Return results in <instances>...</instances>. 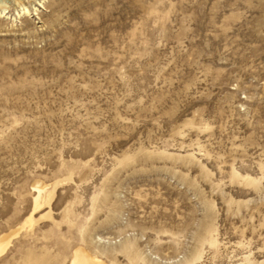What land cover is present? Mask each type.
Instances as JSON below:
<instances>
[{"label":"rangeland","instance_id":"1","mask_svg":"<svg viewBox=\"0 0 264 264\" xmlns=\"http://www.w3.org/2000/svg\"><path fill=\"white\" fill-rule=\"evenodd\" d=\"M24 1L0 0V234L54 192L0 264H264V0Z\"/></svg>","mask_w":264,"mask_h":264},{"label":"bare ground","instance_id":"2","mask_svg":"<svg viewBox=\"0 0 264 264\" xmlns=\"http://www.w3.org/2000/svg\"><path fill=\"white\" fill-rule=\"evenodd\" d=\"M15 3L18 5L19 9L18 13L21 15H26L29 14L30 12V8L29 5L24 1V0H14ZM39 3H43L41 2V0H38ZM34 6H36V4H34ZM0 7H1V14H3V12L5 13L8 5L6 2L4 3H0ZM37 10V9H35ZM3 11V12H2ZM39 180V179H37ZM40 182V180H39ZM46 184H42L40 182V184H36L34 182L33 187L34 189L37 191V193L34 195V207L33 210L31 212H29V214L26 216V218H24V221L21 222L22 224L15 229L12 233L10 234H6L4 233L3 235L0 234V254L4 251L5 249L8 247L9 243H11V235H18L21 233L22 230L23 233H27L28 231H31L34 227L35 224H37V218L35 216V213L40 210L44 205H50V202L52 200L51 197L54 190L53 189H48L45 187ZM46 213L48 212H44L41 214V216H45L47 215ZM39 216V215H38ZM39 218V217H38ZM40 220V219H39ZM19 225V224H18ZM14 228H11V230H13ZM9 232V231H7ZM15 238V237H14ZM3 252V253H4ZM2 253V254H3ZM70 264H106L102 259H100L98 256H96L95 254H92L89 250H87L84 247H78L74 250L73 252V257L70 261Z\"/></svg>","mask_w":264,"mask_h":264},{"label":"built area","instance_id":"3","mask_svg":"<svg viewBox=\"0 0 264 264\" xmlns=\"http://www.w3.org/2000/svg\"><path fill=\"white\" fill-rule=\"evenodd\" d=\"M235 256H232L231 258H234Z\"/></svg>","mask_w":264,"mask_h":264}]
</instances>
